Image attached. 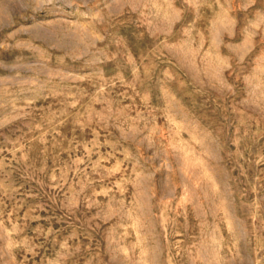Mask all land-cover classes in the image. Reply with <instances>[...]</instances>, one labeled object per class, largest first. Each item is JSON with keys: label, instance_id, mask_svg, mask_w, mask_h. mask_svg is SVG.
I'll list each match as a JSON object with an SVG mask.
<instances>
[{"label": "rangeland", "instance_id": "rangeland-1", "mask_svg": "<svg viewBox=\"0 0 264 264\" xmlns=\"http://www.w3.org/2000/svg\"><path fill=\"white\" fill-rule=\"evenodd\" d=\"M0 264H264V0H0Z\"/></svg>", "mask_w": 264, "mask_h": 264}]
</instances>
